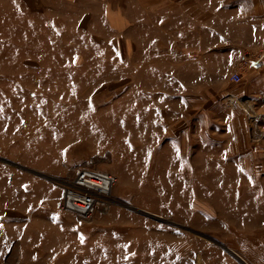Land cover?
<instances>
[{
	"label": "rangeland",
	"instance_id": "1",
	"mask_svg": "<svg viewBox=\"0 0 264 264\" xmlns=\"http://www.w3.org/2000/svg\"><path fill=\"white\" fill-rule=\"evenodd\" d=\"M202 1L0 0V264H264V88L179 64ZM79 164L108 212L60 209Z\"/></svg>",
	"mask_w": 264,
	"mask_h": 264
},
{
	"label": "crops",
	"instance_id": "2",
	"mask_svg": "<svg viewBox=\"0 0 264 264\" xmlns=\"http://www.w3.org/2000/svg\"><path fill=\"white\" fill-rule=\"evenodd\" d=\"M41 3L44 4V0ZM199 3V10L194 12L192 22L189 25L185 23L183 50L182 53L178 52L185 56L179 61L184 70L189 68L207 72L218 68L221 71H234L244 53L255 57L264 50V0H206ZM48 5L45 2V6ZM205 15V20H199ZM191 54L194 57L187 58ZM183 81L181 84L175 80L171 85L173 90L188 87V94H192L202 83ZM243 83L251 91L258 90L260 93L259 89L264 88V60L259 67L246 72ZM183 91L186 90L179 93ZM189 102L193 101L190 99Z\"/></svg>",
	"mask_w": 264,
	"mask_h": 264
},
{
	"label": "built area",
	"instance_id": "3",
	"mask_svg": "<svg viewBox=\"0 0 264 264\" xmlns=\"http://www.w3.org/2000/svg\"><path fill=\"white\" fill-rule=\"evenodd\" d=\"M264 60V50L257 56L244 53L237 68L230 75L232 82L239 84L250 68H257ZM63 182V197L60 209L72 212L83 218L93 214L108 212L112 206L111 195L117 178L112 173L87 164L76 165L69 178Z\"/></svg>",
	"mask_w": 264,
	"mask_h": 264
},
{
	"label": "water",
	"instance_id": "4",
	"mask_svg": "<svg viewBox=\"0 0 264 264\" xmlns=\"http://www.w3.org/2000/svg\"><path fill=\"white\" fill-rule=\"evenodd\" d=\"M228 251H230L235 257H237L239 260H242L235 252L231 251L230 249H227Z\"/></svg>",
	"mask_w": 264,
	"mask_h": 264
},
{
	"label": "bare ground",
	"instance_id": "5",
	"mask_svg": "<svg viewBox=\"0 0 264 264\" xmlns=\"http://www.w3.org/2000/svg\"><path fill=\"white\" fill-rule=\"evenodd\" d=\"M242 263H243V264H246V263L244 262V260H242Z\"/></svg>",
	"mask_w": 264,
	"mask_h": 264
}]
</instances>
